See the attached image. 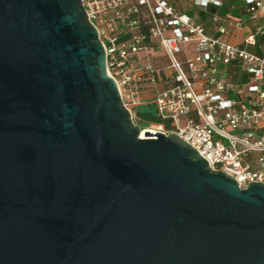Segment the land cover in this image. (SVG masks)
<instances>
[{
    "label": "water",
    "instance_id": "water-1",
    "mask_svg": "<svg viewBox=\"0 0 264 264\" xmlns=\"http://www.w3.org/2000/svg\"><path fill=\"white\" fill-rule=\"evenodd\" d=\"M140 133L81 0H0V264H264V184Z\"/></svg>",
    "mask_w": 264,
    "mask_h": 264
},
{
    "label": "built area",
    "instance_id": "built-area-1",
    "mask_svg": "<svg viewBox=\"0 0 264 264\" xmlns=\"http://www.w3.org/2000/svg\"><path fill=\"white\" fill-rule=\"evenodd\" d=\"M81 3L132 120L153 104L171 126L155 133L177 135L239 188L264 184V55L253 52L264 0ZM224 7L239 17L210 11Z\"/></svg>",
    "mask_w": 264,
    "mask_h": 264
},
{
    "label": "trees",
    "instance_id": "trees-1",
    "mask_svg": "<svg viewBox=\"0 0 264 264\" xmlns=\"http://www.w3.org/2000/svg\"><path fill=\"white\" fill-rule=\"evenodd\" d=\"M228 7H224L222 9H214L210 8L211 12H217L221 15H225L229 13L233 17H239V13L237 10H231L230 12L227 11ZM200 17L203 19L204 15L200 13ZM253 52L257 53L258 55H264V35L257 37V47L253 50ZM140 110H136V117L139 121H142L144 125L143 128L155 126L157 124H163L166 129H170L171 126L168 122L163 121L156 113V109L153 104H146L140 107ZM143 130V129H141Z\"/></svg>",
    "mask_w": 264,
    "mask_h": 264
},
{
    "label": "rangeland",
    "instance_id": "rangeland-1",
    "mask_svg": "<svg viewBox=\"0 0 264 264\" xmlns=\"http://www.w3.org/2000/svg\"><path fill=\"white\" fill-rule=\"evenodd\" d=\"M162 54H163V53H161L160 55L162 56ZM161 59H162V61H165V58L162 57ZM135 110H140V108H137V109H135ZM133 122H134L135 125L139 126L140 129H143V130L152 129V128H150V127L143 128L142 126L144 125V123H143L142 121H139V119H138L136 116L133 117ZM152 130H153V129H152Z\"/></svg>",
    "mask_w": 264,
    "mask_h": 264
},
{
    "label": "bare ground",
    "instance_id": "bare-ground-1",
    "mask_svg": "<svg viewBox=\"0 0 264 264\" xmlns=\"http://www.w3.org/2000/svg\"><path fill=\"white\" fill-rule=\"evenodd\" d=\"M144 132H149V133H152V134L155 133V131L152 130V129L141 130V133H140V137H141V138H145V137H144Z\"/></svg>",
    "mask_w": 264,
    "mask_h": 264
},
{
    "label": "crops",
    "instance_id": "crops-1",
    "mask_svg": "<svg viewBox=\"0 0 264 264\" xmlns=\"http://www.w3.org/2000/svg\"><path fill=\"white\" fill-rule=\"evenodd\" d=\"M243 79H245V77H243Z\"/></svg>",
    "mask_w": 264,
    "mask_h": 264
}]
</instances>
